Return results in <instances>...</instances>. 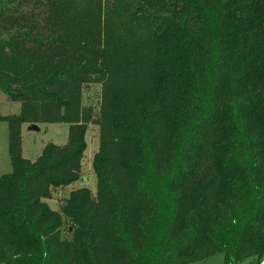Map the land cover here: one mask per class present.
I'll return each mask as SVG.
<instances>
[{"label":"trees","instance_id":"trees-1","mask_svg":"<svg viewBox=\"0 0 264 264\" xmlns=\"http://www.w3.org/2000/svg\"><path fill=\"white\" fill-rule=\"evenodd\" d=\"M0 90L21 103L0 114V264L262 262L264 0H0ZM25 123H67L68 140L27 159ZM91 123L96 193L56 211Z\"/></svg>","mask_w":264,"mask_h":264},{"label":"rangeland","instance_id":"rangeland-1","mask_svg":"<svg viewBox=\"0 0 264 264\" xmlns=\"http://www.w3.org/2000/svg\"><path fill=\"white\" fill-rule=\"evenodd\" d=\"M102 87L100 84H93L84 92V102L86 106L93 108L94 117L100 115ZM21 111V103L10 100L4 92L0 90V114L3 116L16 115ZM32 124L25 123L21 126L22 136V155L30 160L36 158L43 152L48 143L63 145L67 142L69 136V127L67 123L53 124ZM87 147L82 161L81 178L67 186L53 188L51 197L46 202L54 210H59L60 205L65 198L72 192L81 189H91L96 193L98 180L95 174V157L100 151L101 128L99 125L91 123L86 132ZM9 124L6 121H0V176L12 172V163L9 156ZM224 254L216 253L209 258L197 261L191 264H225ZM260 263V262H259ZM242 264H258L255 260H246ZM260 264H264V257Z\"/></svg>","mask_w":264,"mask_h":264},{"label":"water","instance_id":"water-1","mask_svg":"<svg viewBox=\"0 0 264 264\" xmlns=\"http://www.w3.org/2000/svg\"><path fill=\"white\" fill-rule=\"evenodd\" d=\"M32 127H36V125L35 124H32Z\"/></svg>","mask_w":264,"mask_h":264}]
</instances>
